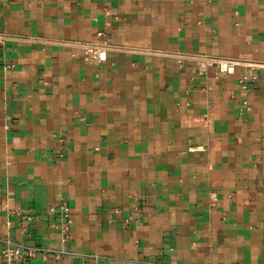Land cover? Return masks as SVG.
<instances>
[{
	"label": "crops",
	"instance_id": "1",
	"mask_svg": "<svg viewBox=\"0 0 264 264\" xmlns=\"http://www.w3.org/2000/svg\"><path fill=\"white\" fill-rule=\"evenodd\" d=\"M0 34V264H264V70L175 58L264 63V0H0Z\"/></svg>",
	"mask_w": 264,
	"mask_h": 264
},
{
	"label": "built area",
	"instance_id": "2",
	"mask_svg": "<svg viewBox=\"0 0 264 264\" xmlns=\"http://www.w3.org/2000/svg\"><path fill=\"white\" fill-rule=\"evenodd\" d=\"M98 36H102V33H99ZM13 40L8 35L0 34V44L4 45L7 41ZM77 46L83 51L85 56H89L90 54H96V57L99 62L106 61V48L104 46L92 45V44H77ZM177 62H182L183 60H191L195 62V70L197 73L204 74L210 69H216L217 73L231 77L234 75L237 67L241 66L244 68V73L239 79V84L243 89L247 88V85L251 82H255L258 79V72L260 70H264V63L260 62H250L243 63L236 60H228L223 58H208L204 56H185L179 55L175 56ZM59 209L61 213V217L63 221H65L63 225V232H68L72 221L70 219V208L68 204L64 201L59 202ZM66 238V237H65ZM35 249H30L26 252L28 258H33L36 254ZM2 255L6 260L7 264H14L16 260L21 259L23 256V252L19 247L13 246L11 244H7L5 249L2 251Z\"/></svg>",
	"mask_w": 264,
	"mask_h": 264
}]
</instances>
